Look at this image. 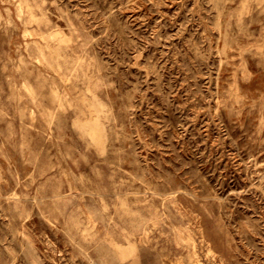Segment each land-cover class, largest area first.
<instances>
[{
  "label": "rangeland",
  "instance_id": "1",
  "mask_svg": "<svg viewBox=\"0 0 264 264\" xmlns=\"http://www.w3.org/2000/svg\"><path fill=\"white\" fill-rule=\"evenodd\" d=\"M0 264H264V0H0Z\"/></svg>",
  "mask_w": 264,
  "mask_h": 264
},
{
  "label": "bare ground",
  "instance_id": "2",
  "mask_svg": "<svg viewBox=\"0 0 264 264\" xmlns=\"http://www.w3.org/2000/svg\"><path fill=\"white\" fill-rule=\"evenodd\" d=\"M25 5H26L25 1H22L21 5H20V8H19L21 12L23 11ZM38 49L40 50V54H41L42 60H47V56H46V54L44 52V49L40 45H38ZM57 97H59L58 94H57ZM91 105H92V108L95 109V110L100 108V105L99 106L97 105V103L95 101V98H93V100L91 102ZM95 120L96 119H93V120H91L89 122H86L84 124V128L90 133V136L92 137V140H97L100 143L101 142L104 143V140H103L104 139L103 138L104 135H102L101 128H100V126L98 124L95 123Z\"/></svg>",
  "mask_w": 264,
  "mask_h": 264
}]
</instances>
